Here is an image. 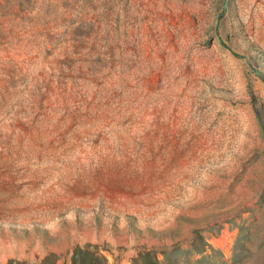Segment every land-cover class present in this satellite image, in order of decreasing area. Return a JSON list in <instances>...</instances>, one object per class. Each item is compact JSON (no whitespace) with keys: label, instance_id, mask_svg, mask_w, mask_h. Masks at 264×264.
<instances>
[{"label":"rangeland","instance_id":"374dc122","mask_svg":"<svg viewBox=\"0 0 264 264\" xmlns=\"http://www.w3.org/2000/svg\"><path fill=\"white\" fill-rule=\"evenodd\" d=\"M0 264H264V0H0Z\"/></svg>","mask_w":264,"mask_h":264}]
</instances>
